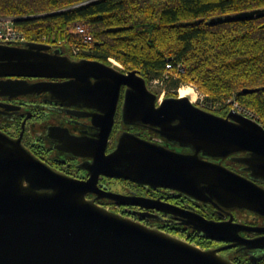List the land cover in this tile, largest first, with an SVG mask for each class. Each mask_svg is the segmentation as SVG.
Here are the masks:
<instances>
[{"label":"water","instance_id":"water-1","mask_svg":"<svg viewBox=\"0 0 264 264\" xmlns=\"http://www.w3.org/2000/svg\"><path fill=\"white\" fill-rule=\"evenodd\" d=\"M261 13L264 9L241 11L212 22ZM0 76L8 77L0 80L1 93L46 94L64 106L80 107L96 130L65 141L68 150L88 158L86 181L53 170L20 137L0 132V264H233L214 249L103 208L86 194L103 174L175 189L217 208L264 215V185L258 183L264 184V126L258 120L233 108L217 114L188 95L160 99L138 69L73 57L62 46L40 41H0ZM123 86L121 119L155 131L179 150L123 131L106 152ZM228 156L248 175L207 159ZM185 222L217 239H226L230 228L228 222L201 216ZM250 247L261 248L264 256V238Z\"/></svg>","mask_w":264,"mask_h":264},{"label":"trees","instance_id":"trees-1","mask_svg":"<svg viewBox=\"0 0 264 264\" xmlns=\"http://www.w3.org/2000/svg\"><path fill=\"white\" fill-rule=\"evenodd\" d=\"M257 9L264 0H0V15L16 17L26 40L62 46L73 57L113 58L146 82L161 78L170 61L167 93L192 84L205 109L227 113L233 98L264 126V13L212 22Z\"/></svg>","mask_w":264,"mask_h":264},{"label":"flooded vegetation","instance_id":"flooded-vegetation-1","mask_svg":"<svg viewBox=\"0 0 264 264\" xmlns=\"http://www.w3.org/2000/svg\"><path fill=\"white\" fill-rule=\"evenodd\" d=\"M7 78L0 76V80ZM16 78L11 76V79ZM24 79L37 81L46 78ZM124 88H121L106 152L114 148L118 135L123 131L135 132L144 139L179 150L159 137L155 131L142 128L141 125L126 124L121 119ZM81 111L80 107L64 106L46 94L13 96L11 93L0 92V132L13 139L20 137L21 144L53 170L86 181L90 177V171L83 165L88 158L77 156L65 146L67 136L94 135L96 132L92 126V117ZM207 159L243 176L248 175L242 164L233 161L230 156ZM93 189L95 190L86 194V198L103 208L170 233L201 248L214 249L233 264H264L263 250L250 247L254 241L264 238V215L242 209L217 208L175 189L152 187L103 174L96 176ZM194 216L215 222H228L230 228L224 233L227 238L217 239L200 234L185 222L188 217Z\"/></svg>","mask_w":264,"mask_h":264},{"label":"built area","instance_id":"built-area-1","mask_svg":"<svg viewBox=\"0 0 264 264\" xmlns=\"http://www.w3.org/2000/svg\"><path fill=\"white\" fill-rule=\"evenodd\" d=\"M16 17L14 16H6V15H0V41L5 43H18L20 41L26 40L24 33L17 29L14 25V20ZM109 60H113L112 58H108ZM176 68L178 71L182 70V66L180 64L176 65ZM173 64L170 61H167L165 63L164 67V73L161 78H155L153 79L154 84L163 85L164 80L168 78L169 75H171L174 71ZM176 70L174 76H176V73L178 71ZM164 90H162L161 95L159 98L161 99L163 97ZM236 111H239L251 118L258 119L257 116L252 114L249 110H247L245 107L240 106L238 103H233V106L231 107Z\"/></svg>","mask_w":264,"mask_h":264},{"label":"rangeland","instance_id":"rangeland-1","mask_svg":"<svg viewBox=\"0 0 264 264\" xmlns=\"http://www.w3.org/2000/svg\"><path fill=\"white\" fill-rule=\"evenodd\" d=\"M7 16V15H6ZM8 16H12V15H8ZM23 33H24V31L23 30H21ZM25 35V34H24ZM25 38H26V36H25ZM113 59V58H112ZM110 63H114V64H116L119 68H121V69H127V68H125V67H123L117 60H115V59H113L112 61L110 60ZM153 79H151L150 81H148L147 83H148V86H149V88L153 91V92H155L157 95H158V97L161 95V93H162V90H164V94H163V97L164 96H167V95H178L179 94V92H178V90H179V88L180 87H182V86H188V87H191L192 88V90L194 91V93H195V99L194 100H192V101H194L196 104H198V105H202L203 103H204V96H203V93L201 92V91H199L195 86H193L192 84H187V83H181V84H179V86L178 87H176L175 89H171L170 90V92L169 93H167V88H166V86H165V84L163 83V85H159V84H154L153 82ZM176 93V94H175ZM190 97V96H189ZM238 103L240 106H242V107H245L247 110H249L252 114H254L255 116H257V118H258V115H256L255 114V112L253 111V110H251V109H249L248 107H246V106H244L243 104H241L239 101H237L236 99H233V98H231V99H228L227 101H226V103L229 105L228 107H229V109L233 106V103ZM217 107H220V103H218L217 104Z\"/></svg>","mask_w":264,"mask_h":264},{"label":"bare ground","instance_id":"bare-ground-1","mask_svg":"<svg viewBox=\"0 0 264 264\" xmlns=\"http://www.w3.org/2000/svg\"><path fill=\"white\" fill-rule=\"evenodd\" d=\"M178 92H179L180 95H188V96H190L191 100H194L195 96H196L194 91L192 90V88L188 87V86L180 87Z\"/></svg>","mask_w":264,"mask_h":264},{"label":"clouds","instance_id":"clouds-1","mask_svg":"<svg viewBox=\"0 0 264 264\" xmlns=\"http://www.w3.org/2000/svg\"><path fill=\"white\" fill-rule=\"evenodd\" d=\"M110 61V60H109Z\"/></svg>","mask_w":264,"mask_h":264}]
</instances>
